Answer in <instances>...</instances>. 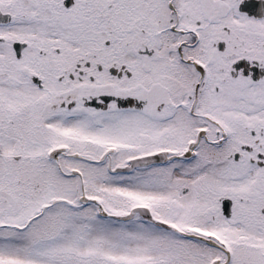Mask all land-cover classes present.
<instances>
[{"label": "snow or ice", "instance_id": "snow-or-ice-1", "mask_svg": "<svg viewBox=\"0 0 264 264\" xmlns=\"http://www.w3.org/2000/svg\"><path fill=\"white\" fill-rule=\"evenodd\" d=\"M0 264H264V0H0Z\"/></svg>", "mask_w": 264, "mask_h": 264}]
</instances>
